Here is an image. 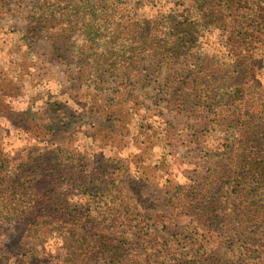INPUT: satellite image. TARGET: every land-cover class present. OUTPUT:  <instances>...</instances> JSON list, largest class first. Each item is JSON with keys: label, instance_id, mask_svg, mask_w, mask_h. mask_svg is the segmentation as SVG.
<instances>
[{"label": "trees", "instance_id": "16d2710c", "mask_svg": "<svg viewBox=\"0 0 264 264\" xmlns=\"http://www.w3.org/2000/svg\"><path fill=\"white\" fill-rule=\"evenodd\" d=\"M160 1L26 4L35 30L67 40L80 87L101 94L109 88L110 99L111 82L128 91L142 61L157 57L167 68L175 106L209 118L202 130L181 131L212 156L205 174L175 183V212L189 216V224L161 239L164 213L154 220L134 215L116 186L133 163L141 169L133 155L85 163L82 156H60L59 148H31L23 162L0 149V225L12 221L23 236L53 238L66 264H264L256 257L264 241V109L246 99L250 75H264V46L255 36L264 33V0H176L181 13L140 15ZM6 6L0 0V11ZM142 106L128 105L135 112ZM110 109L105 105L99 112L111 116ZM0 116L27 132L36 127L28 115L2 103ZM145 119L141 127L150 128ZM167 135L162 132V149L176 148ZM132 177L143 183L137 174ZM139 202L146 210L159 208L146 198Z\"/></svg>", "mask_w": 264, "mask_h": 264}, {"label": "rangeland", "instance_id": "374dc122", "mask_svg": "<svg viewBox=\"0 0 264 264\" xmlns=\"http://www.w3.org/2000/svg\"><path fill=\"white\" fill-rule=\"evenodd\" d=\"M4 1L9 10L0 11V103L17 113H25L24 118L29 116L36 127L27 132L0 116V149L12 158L17 156L20 162L31 148L40 151L59 148L60 156H82L85 163L102 157L133 155L141 169H136L133 163L131 173L116 178L117 189L126 196L137 217L149 216L154 220L159 213L167 216V230L158 233L161 239L180 233L190 217L175 212V183L205 174L212 159L204 144L181 131L202 130L209 118L175 106L166 85L167 68L157 57L142 61L128 91L121 82L118 86L111 82L108 87L115 96L110 99L109 88L101 94L80 87L75 80L78 63L70 57L67 40H57L53 34L33 28L32 13L26 4L29 0ZM171 9L181 13L182 8L176 0H161L155 7L143 8L140 15L154 17ZM16 26L23 30L13 28ZM255 36L264 46V33ZM246 95L247 100L264 109L263 74L250 75ZM134 102L144 105L143 110H131L128 105ZM105 105H110L111 116L99 112ZM143 117L150 128L141 127ZM165 131L169 134L166 139L176 148L162 149ZM163 151L166 157L162 156ZM134 174L143 183L138 185ZM140 198L156 202L159 208L143 209ZM18 228L12 221L0 225V264H66V256L62 250H55L58 245L53 238L45 241L26 237L23 236L26 232ZM256 257L264 261V241L257 246Z\"/></svg>", "mask_w": 264, "mask_h": 264}]
</instances>
